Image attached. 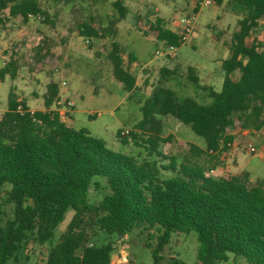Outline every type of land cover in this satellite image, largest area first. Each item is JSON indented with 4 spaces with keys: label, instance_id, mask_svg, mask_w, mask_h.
I'll list each match as a JSON object with an SVG mask.
<instances>
[{
    "label": "trees",
    "instance_id": "obj_1",
    "mask_svg": "<svg viewBox=\"0 0 264 264\" xmlns=\"http://www.w3.org/2000/svg\"><path fill=\"white\" fill-rule=\"evenodd\" d=\"M215 2L222 4L223 0ZM229 3L241 17L228 46L231 56L222 61L221 91L202 84L197 70L188 68L191 81L208 90L212 102L201 104L192 97L180 101L166 86L167 79L161 80L141 106L143 116L133 130L117 133L123 144L132 141L151 156L170 158L168 165L111 150L88 129L67 123L53 109L61 94L60 82L53 78L43 95V110L32 111L11 90L8 108L0 115V264L20 262L30 242L51 241L70 209L74 215L59 241L51 245L46 264H112L115 247L111 243L98 246L93 239L98 231L123 235L134 228L148 232L147 245L156 241L154 264L166 258L174 233L192 231L198 234L197 264L226 263L231 255L248 264H264V177L252 182L248 172L206 175L214 166L212 160L219 159L217 152L233 142L235 136L229 130L237 125L250 131L264 127V49L262 43L248 42L264 18V0ZM114 8L118 16L102 36L116 34V26L127 16L123 0H116ZM29 14L44 15L49 22L41 0H0V26L10 18L27 22ZM80 28L82 36L100 37L90 23ZM152 28L159 42L183 45L180 35L166 27L163 19H157ZM124 51L113 42L108 58L115 78L130 92L137 78L125 67ZM18 68V60L12 57L0 69V79L16 78ZM161 74L166 77L176 72L163 66ZM159 116L177 118L206 141V148L188 144L180 170L175 157L160 151L175 137L164 135ZM163 170L177 174L163 177ZM94 176L107 179L109 193L92 203Z\"/></svg>",
    "mask_w": 264,
    "mask_h": 264
},
{
    "label": "rangeland",
    "instance_id": "obj_2",
    "mask_svg": "<svg viewBox=\"0 0 264 264\" xmlns=\"http://www.w3.org/2000/svg\"><path fill=\"white\" fill-rule=\"evenodd\" d=\"M115 1L72 0L66 3L41 0L49 14V22L45 21L44 15H41V20L29 19L27 22L20 17L7 19L5 25L0 26V69L12 57L18 60L19 68L16 78L7 75L3 81L0 79V115L8 108L11 90L22 100L26 96L30 105L40 110L45 108L43 95L48 82L52 78L59 82L66 79L64 97H70L74 103V106L67 108L66 115L71 117L73 111L74 128L88 129L92 136L105 141L111 150L134 155L140 160L147 158L158 161L160 166L168 165L172 161L170 158L161 159L156 154L151 156L145 147L132 141L123 144L117 138V133L123 130L127 134L133 130L142 119L141 106L161 80L167 79L166 86L176 92L180 101L192 97L201 104H210L212 98L209 91L191 81L188 68L203 66L198 72L201 83L213 86L217 92L221 91L224 79L221 62L231 56L228 46L239 27L241 16L232 10L230 0H223L222 4L215 2L201 11L198 21L200 32L179 47L175 56L167 57L156 54L157 49H165V46L156 38L152 25L157 19H163L166 27H172L177 17L191 9L192 0H123L128 9L127 16L116 26V34L105 37L102 36L104 28L118 16ZM85 22L94 26L100 37L82 36L80 25ZM253 41L262 43L264 49L263 26L249 37L248 42ZM113 42L124 48L125 67L139 81L140 86L135 88L137 90L127 91L115 78L108 58ZM130 54L135 58L131 59ZM163 66L175 70L176 74L162 76ZM209 72L212 75L209 76ZM159 118L163 121L164 135L172 134L175 137L172 142L165 143L160 151L175 157L176 168L180 170L188 144L206 148V141L175 117ZM63 119L69 123L68 117ZM255 155L242 152L241 168L247 166L252 169L254 177L258 179L264 177V161H259ZM175 174L172 170L162 171L163 177ZM92 184L90 201L95 203L109 193V188L103 176H94ZM73 215L74 211L70 209L51 241L44 244L30 242L20 262L11 260L7 264H46L51 245L59 241ZM147 237L148 232L142 233L141 229L136 228L123 235L98 231L92 242L98 246L111 243L115 247L113 264H154L152 247L156 241L153 240V246H149L146 244ZM198 250L196 231L174 233L161 264H197ZM235 259L231 255L229 262L222 264H248L244 259Z\"/></svg>",
    "mask_w": 264,
    "mask_h": 264
},
{
    "label": "crops",
    "instance_id": "obj_3",
    "mask_svg": "<svg viewBox=\"0 0 264 264\" xmlns=\"http://www.w3.org/2000/svg\"><path fill=\"white\" fill-rule=\"evenodd\" d=\"M212 12H213V10H212ZM199 32H200V25L198 23L195 31L192 34V36H195ZM221 65H222V62H221ZM190 67H194L197 70V72H199L203 66L201 68L196 67V66H190ZM204 69H205V67H204ZM199 74L200 73H198V75ZM208 75L210 76V75H212V73L209 72ZM199 77H200V75H199ZM200 79L202 80L201 77H200ZM19 84H20V82H19ZM138 86H140L139 81H137V87ZM135 90H137V89H135ZM17 92H19V91H17ZM65 92L66 91H64V89L62 88L61 94L63 96H64ZM21 98L22 97H20V99ZM24 98L27 101V104L29 105L31 110L35 111V109L30 105V103L28 101L29 99L26 98V96H24ZM40 110H43V109H40ZM61 115L63 118H66V119L68 117L69 124L71 123L70 125H72L73 111L71 113V117L66 115V112H65V114L61 113ZM231 133L235 136L233 142L229 145L228 149L222 150L220 153L217 152V154H219V156H218L219 159L214 158L212 160L211 164L214 165L212 167V169H215L217 174L219 176H223V177H228L230 175H237V174H240L243 172H248L250 174V181L255 182L257 180V178L254 177L253 170L248 168L247 166L244 169L241 168V162H242L241 153L242 152H248L247 148H246L247 143L254 141L255 143H257V146L259 148L258 152L255 153V154H257L255 156H257V159L259 161H264V127L260 131L242 130L239 127V128H236L235 130H233ZM243 139L245 141H242ZM199 147H201V146H199ZM249 160H252V159H249ZM249 160H247V161H249ZM112 264H113V260H112Z\"/></svg>",
    "mask_w": 264,
    "mask_h": 264
},
{
    "label": "built area",
    "instance_id": "obj_4",
    "mask_svg": "<svg viewBox=\"0 0 264 264\" xmlns=\"http://www.w3.org/2000/svg\"><path fill=\"white\" fill-rule=\"evenodd\" d=\"M215 4V0H192L191 9L177 17L172 27L169 29L173 31L174 33L180 35L182 43H187L189 38H191L193 32L195 31L199 16L201 14V11L207 7H211ZM29 19H38L41 20V15H33L29 14ZM264 27V18L260 21L259 27ZM156 38L158 36V32L155 31ZM249 39V38H248ZM87 42H90L89 40ZM255 42V41H253ZM252 43V42H251ZM258 43V42H256ZM162 44L165 46V49H157L156 54L157 55H165L167 57H173L177 54V50L179 47L173 44H166L165 42ZM59 71V69L56 68V71ZM61 88L67 86V80L61 79L60 80ZM74 106V103L69 97H64L62 94H60V98L56 101L55 105L53 106L54 110H57L63 114L65 112L67 113V108H70ZM19 111H23V107L21 105L18 106ZM235 130V129H233ZM233 130H229V133H231ZM128 132V131H127ZM123 134H125L123 132ZM259 150L258 146L253 142L247 143V151L251 154L257 153ZM207 176H219L215 169H210L206 171Z\"/></svg>",
    "mask_w": 264,
    "mask_h": 264
}]
</instances>
